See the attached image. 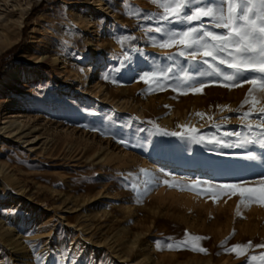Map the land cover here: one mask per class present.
<instances>
[{
    "label": "rangeland",
    "instance_id": "rangeland-1",
    "mask_svg": "<svg viewBox=\"0 0 264 264\" xmlns=\"http://www.w3.org/2000/svg\"><path fill=\"white\" fill-rule=\"evenodd\" d=\"M127 5L122 0H0V33L12 39L0 52V78L8 63L24 71L21 80L0 84V164L5 165L0 264L25 262L3 239L9 233L26 245L31 261L40 256L42 264H72V258L76 264H246L264 253V247H256L264 244V204L245 206L231 190L208 188L233 183L258 188L264 147L196 143L181 127L199 129L196 135L206 140L213 135L226 143L238 139L223 136L225 131L254 138L239 119L251 104L235 111L251 85L229 89L216 83L203 94L171 88L149 93L140 80L144 72L170 67L173 79L166 83L172 85L184 76L181 68L198 80L219 78L199 77L177 49L152 43L160 34L147 29L157 21L130 14L137 8L148 15L162 11L151 0H127ZM90 45L103 57L97 64L87 58ZM140 62L141 74L128 79L125 66ZM254 95L258 109L264 94ZM251 122H258L257 116ZM157 125L182 135H164ZM249 152L255 159L247 158ZM193 180L201 182L195 191L185 187ZM132 186L142 191L141 202ZM14 214L20 221L13 224ZM118 233L124 234L121 240ZM192 236L204 238L196 243L207 253L192 251L191 244L166 247ZM249 242L244 255L226 250ZM140 251L147 253L145 259Z\"/></svg>",
    "mask_w": 264,
    "mask_h": 264
},
{
    "label": "snow or ice",
    "instance_id": "snow-or-ice-1",
    "mask_svg": "<svg viewBox=\"0 0 264 264\" xmlns=\"http://www.w3.org/2000/svg\"><path fill=\"white\" fill-rule=\"evenodd\" d=\"M151 2L162 9L154 14H143L142 10L135 9L132 15H143L146 20H156L157 24L154 28L147 29L160 34L159 39L152 37V43L160 49H177V55L186 58L191 63L193 73L199 77H218V81H204L195 79L190 76L184 68L180 71L184 72L183 77H177L179 83L176 85L168 84L167 81L173 79L170 76L172 68H166L161 71L144 72L140 76V80L145 85H148L149 93L154 91H163L166 88H171L173 91L180 94H203L206 87L212 84L219 83V86L226 88L242 87L244 83L251 85L244 101L240 108L235 111L240 112L241 109L248 104L251 108L248 111H243L239 116L241 125L248 130L254 138L244 137L241 139L239 131H225L223 136H234L238 139L234 143H226L222 138L213 135L207 138L204 135H196L199 129L195 127L189 128L187 125H182L189 139L196 143H214L221 147H238L245 148L249 144H259L264 147V105L258 109L256 105L259 100L254 93L264 94V0H151ZM126 8L127 0H122ZM207 18L208 24L204 23ZM193 22H199V26L192 27ZM181 23L185 25L183 29H175L171 25ZM167 25V26H166ZM220 29L221 32H216L211 29ZM168 59H173L172 54L166 53ZM125 60L128 59L125 54ZM210 58V59H207ZM215 62V63H213ZM225 66L229 71H225ZM206 66V69L205 67ZM107 79V77H105ZM190 81H192L190 83ZM167 107V106H166ZM221 110L223 107L221 106ZM231 111V109H229ZM197 116L203 118L204 114L196 113ZM255 115L258 122H251V117ZM212 120L211 117H208ZM226 123L227 121H223ZM213 126H216L213 124ZM158 131L164 135H182L177 132H167L156 126ZM259 129V131H254ZM127 145L128 141L121 139L119 141ZM248 159H255V156L249 152ZM140 172L145 175H150L147 170L141 169ZM167 176V173H164ZM155 178L152 183H155ZM169 187L173 185L168 179L163 181ZM200 181H191L185 187L191 190H196ZM207 185V182H203ZM259 187H250L245 183L208 185L209 190L218 189L223 192L225 189L231 190L232 195L239 194L241 197L240 203L247 206L252 202H260L264 204V179L259 182ZM132 190L136 192L137 202L142 191L137 186H132ZM145 188L143 191H147ZM237 215H240L237 212ZM204 239L200 236H192L190 239H185L177 244L168 243L166 247L169 250H175L181 246L187 247L192 245V251L207 253V250L200 247L198 241ZM157 247H160L157 242ZM252 247L251 242L247 245L237 244L227 251L236 252L237 255H244V249ZM256 247H264V244ZM42 258L36 257L39 262ZM253 261H258L259 264H264V253L259 256H252L246 264H252ZM72 264H76L75 258H72Z\"/></svg>",
    "mask_w": 264,
    "mask_h": 264
},
{
    "label": "bare ground",
    "instance_id": "bare-ground-1",
    "mask_svg": "<svg viewBox=\"0 0 264 264\" xmlns=\"http://www.w3.org/2000/svg\"><path fill=\"white\" fill-rule=\"evenodd\" d=\"M27 1H31V0H27ZM107 27V26H106ZM105 27V28H106ZM111 25H109L107 27V29H110ZM105 32V31H104ZM107 32V31H106ZM12 41L11 37H9V35L7 36L6 34H1L0 33V52L2 51L3 48H5L8 44H10ZM87 58L89 60L90 65L91 64H97L100 62V60H102V55L96 54L94 52L93 47L90 45L88 52H87ZM140 61V60H139ZM139 64V63H138ZM136 65L138 67H126L124 68V74L128 79H134L137 78L140 74L142 69H144V66L142 65V62H140L139 65ZM23 68L20 66H14L12 63H8L4 66V70L2 72V78H0V84H6V83H12V82H17L19 80H21L23 78ZM92 80V79H91ZM94 81V79H93ZM4 127V126H3ZM2 127V128H3ZM5 169V165L3 163L0 164V171L1 169ZM3 169V170H4ZM212 176H216L217 173L216 171H211L210 172ZM9 177H11V175H8ZM7 176V177H8ZM17 203V199L15 200ZM22 204V203H21ZM6 205V204H5ZM10 221L14 224V223H18L20 221V218L17 214L14 215H10ZM16 225V224H15ZM18 225V224H17ZM24 225H26V223H19V227L22 228ZM125 226H127V224H125ZM0 227H2V225H0ZM5 232L8 233V228H5L4 230L1 231V234L3 235ZM14 234H7L5 237H3V239L5 241H9L8 244L11 245L12 248H14L15 252L14 253H21L22 257L25 258V262L23 264H42L39 263L37 260H30L28 258V252L26 251V245L22 244L21 242H18V238H14L13 237ZM124 234L123 233H118L117 234V240H121L123 238ZM134 242V241H132ZM140 255L142 256V258L145 259V257H147V253L144 251H140Z\"/></svg>",
    "mask_w": 264,
    "mask_h": 264
}]
</instances>
